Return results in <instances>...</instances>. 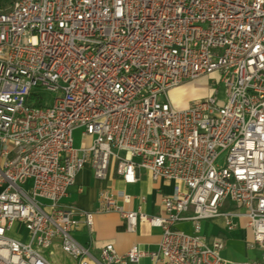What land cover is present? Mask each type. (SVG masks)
Masks as SVG:
<instances>
[{"label": "built area", "instance_id": "1", "mask_svg": "<svg viewBox=\"0 0 264 264\" xmlns=\"http://www.w3.org/2000/svg\"><path fill=\"white\" fill-rule=\"evenodd\" d=\"M210 75L223 105L171 103V90ZM112 163L126 186L142 170L175 187L160 216L101 189L80 213L90 232L95 215L114 213L126 232L147 223L161 238L154 252L105 245L99 262L60 200L79 172L104 181ZM216 218L227 231L245 219L260 255L240 264H264V0H13L0 11V264H51L41 252L54 239L76 264H238L199 234ZM16 226L24 241L10 236Z\"/></svg>", "mask_w": 264, "mask_h": 264}, {"label": "crops", "instance_id": "2", "mask_svg": "<svg viewBox=\"0 0 264 264\" xmlns=\"http://www.w3.org/2000/svg\"><path fill=\"white\" fill-rule=\"evenodd\" d=\"M179 108L188 105L175 104ZM81 144V139H80ZM77 147V146H76ZM138 182L126 186L116 178L115 165L112 163L107 178L98 181L93 178L90 168H85L78 173L75 185L67 190V194L60 200L62 207H72L76 213L72 216L71 226L72 237L81 245L89 246L91 255L101 261L99 249L105 245H112L119 255L125 254L132 247L141 250L154 252L158 248L161 238V230L153 228L147 223H139L134 233L125 230L123 219L114 213L97 214L93 218L92 232L85 225L81 212L94 211L98 203V192L101 189L112 188L123 190L130 194L133 199L126 209L135 211L138 207L148 216H160L163 213L161 198L164 195H171L175 183L169 181L151 180L150 176L142 170L137 171ZM144 197V203L139 202V197ZM227 210L232 206L228 205ZM233 228L227 231L224 220L216 218L213 220L201 221L199 234L207 244L214 240L223 242L220 256L233 263H246L259 258L260 250L252 247L253 237L251 230L246 226L245 219H233ZM177 230L185 229L192 233L191 222H181L175 227ZM181 231V230H180ZM42 255L51 264H76V261L65 253L59 239H54L48 249L42 250ZM138 264H162L153 263L148 258L141 259Z\"/></svg>", "mask_w": 264, "mask_h": 264}, {"label": "rangeland", "instance_id": "3", "mask_svg": "<svg viewBox=\"0 0 264 264\" xmlns=\"http://www.w3.org/2000/svg\"><path fill=\"white\" fill-rule=\"evenodd\" d=\"M9 6H7L5 9H0V11L6 10ZM41 95L46 105H50L52 103V100L54 98L53 94L42 91ZM168 95L171 103L174 105L176 103H182V105H189L195 99L204 98L210 95H214L216 97L218 105H223L225 100V89L222 83L218 81V78H216L214 75H210L201 77L196 80L186 81L179 87L171 90ZM80 133L81 131L79 129H76L73 132L74 145L77 147L80 146ZM88 145L89 138L86 140V146ZM224 156L225 153H223L221 158H223ZM30 183L31 182L29 181L28 185H30ZM17 227L18 226L14 227L13 231L10 233V236L18 239L22 238L21 240L24 241L23 238L25 236V233L24 231L19 229V231H17ZM179 230L186 234H190V231L188 230L182 228Z\"/></svg>", "mask_w": 264, "mask_h": 264}, {"label": "trees", "instance_id": "4", "mask_svg": "<svg viewBox=\"0 0 264 264\" xmlns=\"http://www.w3.org/2000/svg\"><path fill=\"white\" fill-rule=\"evenodd\" d=\"M13 0H0V9H5Z\"/></svg>", "mask_w": 264, "mask_h": 264}]
</instances>
